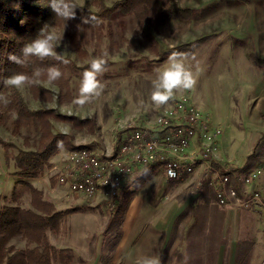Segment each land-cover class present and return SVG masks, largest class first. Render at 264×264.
<instances>
[{
  "label": "rangeland",
  "instance_id": "rangeland-1",
  "mask_svg": "<svg viewBox=\"0 0 264 264\" xmlns=\"http://www.w3.org/2000/svg\"><path fill=\"white\" fill-rule=\"evenodd\" d=\"M76 1L80 4L90 2L94 10L98 9L95 0ZM104 1L111 5L115 0ZM171 1L186 9L184 17L163 23L146 18L140 24L133 14H115L112 19H105L107 27L101 40H97L88 29L82 38L88 50L84 57L78 55L69 40L64 38L66 29L51 27L61 38L57 42L61 51L79 64L96 57L107 61L104 72L107 75L101 78L103 93L92 103L83 107L73 103L79 94L82 77L73 78V98L64 102L58 101L57 85L47 80L41 82L52 90L51 101L34 98L28 86L20 90L32 108L54 107L61 113L76 117L69 121L51 119L54 131L68 133L74 146L84 145L104 152L113 146L115 138L130 123L152 122L165 107L157 108L150 100L152 81L156 78L154 70L165 65L169 49L171 53H181L185 66L196 77V84L191 90L178 93L174 100L181 96L189 97L223 126L219 156L225 166L233 170V180L237 182L243 173L239 167L244 165L264 132V0ZM80 119H87L88 122L80 123ZM26 133L23 128L21 134H13L11 129L0 125V137L13 143L7 149L0 143V204L4 201L3 196L12 191L17 178L14 159L9 156L20 148L32 147L34 143V136L29 144L25 142ZM64 149L68 148L63 147L59 151ZM57 157L58 153L52 156L51 164ZM263 159L264 154L259 161ZM140 170L125 183L126 187H136L134 179L141 174ZM47 175L50 177V173ZM50 178L55 182L54 176ZM197 187L193 180L171 181L161 167H154L152 176L138 188V196L131 202L141 199L147 205L150 213L144 218L146 224L160 222L169 226L171 208H180L176 211L172 233L171 228L162 227L150 238L160 244L169 242L170 245L173 239L176 242L182 240L179 234L183 225L201 217L198 199H192L201 186ZM206 188L212 190L210 186ZM64 194L66 204L93 207L101 211L108 221L111 220L114 207L105 201L81 194L71 195L65 189ZM212 195L215 200L213 190ZM28 203L29 194H26L23 204L28 206ZM214 204H218L216 200ZM210 214L215 215V212ZM69 222L75 225L73 218ZM106 234L103 233L105 237ZM105 246L108 248L107 243ZM158 250L166 257L164 264L174 262L171 256L175 259L179 256L178 252L171 253V248L165 250L163 245ZM113 251L105 249L107 257H113ZM150 254L147 253L148 256Z\"/></svg>",
  "mask_w": 264,
  "mask_h": 264
},
{
  "label": "trees",
  "instance_id": "trees-1",
  "mask_svg": "<svg viewBox=\"0 0 264 264\" xmlns=\"http://www.w3.org/2000/svg\"><path fill=\"white\" fill-rule=\"evenodd\" d=\"M76 18L65 21L57 18L48 5V0H0V81L13 72L31 74L33 67L47 68L57 66L61 69L62 78L53 84L59 89L58 101L64 102L73 98V78L82 77L83 72L90 66V62L79 64L69 54H64L60 46L57 52L63 55L67 63L54 60L39 61L33 58L28 67L21 68L9 60L10 54L20 55L25 44L35 39L40 30L46 25L66 29L64 38L84 57L88 50L82 38L89 29L92 34L101 40L105 35V19H112L115 14H133L140 24L146 18L158 22H167L172 18L184 17L186 9L171 0H115L111 5L104 0H95L98 9L94 10L90 2L78 3ZM98 18L99 23H84L83 17ZM180 51V50H179ZM171 54V49L166 51V56ZM107 73H103L106 76ZM42 80H46L42 78ZM33 97L41 101L53 100V92L42 82L37 86H28ZM0 95L10 101L7 105L0 102V125L11 129L13 134H21L23 128L25 142L30 143L34 136V143L30 148H20L12 157L15 163L14 186L9 194L3 196L0 204V264H69L74 253L70 247H57L48 237V231H59L63 219L71 212L82 210V207H70L56 210L52 202L44 198L42 189L36 187L30 178L40 176L51 166V158L63 147L75 148L68 133L54 131L52 118L73 120V115L61 113L54 107L32 108L27 103L21 90L8 88L0 82ZM88 122L80 119V123ZM34 133V135H33ZM62 142V147L57 143ZM0 143L8 148L13 143H8L0 137ZM84 146V145H80ZM264 154V132L255 143L254 151L249 154L246 162L239 170L244 172L260 162ZM154 167L144 166L141 174L134 179L136 187H122L116 197L112 218L105 229L106 241L109 251H113L122 237V223L132 198L137 194L138 188L151 176ZM233 175V170L228 169ZM205 181L201 187H208ZM211 187V186H210ZM212 188V187H211ZM29 194V206L23 204V198ZM106 254L105 257L106 258ZM164 259L160 261L163 264Z\"/></svg>",
  "mask_w": 264,
  "mask_h": 264
},
{
  "label": "built area",
  "instance_id": "built-area-1",
  "mask_svg": "<svg viewBox=\"0 0 264 264\" xmlns=\"http://www.w3.org/2000/svg\"><path fill=\"white\" fill-rule=\"evenodd\" d=\"M223 133L220 123L181 96L152 122L130 123L107 151L88 146L59 151L44 173L54 176V188L105 201L113 208L120 189L136 171L161 167L171 180L192 178L198 187L206 181L221 206L264 212V159L234 181L219 156Z\"/></svg>",
  "mask_w": 264,
  "mask_h": 264
},
{
  "label": "crops",
  "instance_id": "crops-1",
  "mask_svg": "<svg viewBox=\"0 0 264 264\" xmlns=\"http://www.w3.org/2000/svg\"><path fill=\"white\" fill-rule=\"evenodd\" d=\"M176 180L192 182V178L171 181ZM30 181L43 190L44 198L52 202L56 210L83 208L69 213L63 219L59 231H48L49 240L53 245L59 248L70 247L73 250L74 257L69 264H114L116 260L118 264H136L138 256L147 255L149 252V256L158 257L160 261L164 259L165 262V255H162L160 250L157 251L161 245L165 250L171 248V253H179L176 259L171 256V259H174L171 264H264V212L215 205L216 199L213 200L212 190L206 187L199 186L200 189H197L192 198L198 199L201 217L191 221L189 225H183L179 234L182 240L176 242V239H173L171 245L169 242L160 244L150 237L162 227L171 228L172 233L176 211L180 207L171 208L169 226L160 222L146 224L144 218L150 213L147 205H144L141 199L130 202L121 226L123 234L112 252L113 257L103 258L106 254L105 229L110 222L105 215L93 207L66 204L65 188H54L53 179L44 172L40 176L30 178ZM212 212H215V215L210 214ZM71 218L75 220V225L69 222ZM53 264L61 263L55 261Z\"/></svg>",
  "mask_w": 264,
  "mask_h": 264
},
{
  "label": "clouds",
  "instance_id": "clouds-1",
  "mask_svg": "<svg viewBox=\"0 0 264 264\" xmlns=\"http://www.w3.org/2000/svg\"><path fill=\"white\" fill-rule=\"evenodd\" d=\"M48 5L56 14L57 18L65 21L76 18L77 5L74 0H48ZM84 23L96 22L98 18L83 17ZM49 26L42 28L38 36L24 45L20 55L10 54L9 60L21 68L28 67L35 58L39 61L54 60L67 63L63 55L57 52L58 41L61 39L53 31L48 30ZM107 61L102 57L93 58L90 66L83 72L79 87V94L73 103L78 107H83L99 98L104 90L100 77L107 69ZM156 78L152 81L151 103L157 107L167 106L175 99L178 93L191 90L196 84L194 73L189 70L183 62V54L173 52L169 55L164 66L156 68ZM63 76L61 69L55 65L46 69L36 66L33 67L31 74L25 72H13L7 77L2 78L3 85L17 90L26 86H37L41 79L45 78L48 83L58 82ZM0 102L7 105L10 101L7 97L0 95ZM57 147H62V142L57 143ZM170 175L175 176L174 172ZM118 264V260L114 261ZM136 264H160V259L155 256L140 255L137 257Z\"/></svg>",
  "mask_w": 264,
  "mask_h": 264
}]
</instances>
